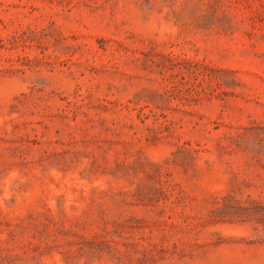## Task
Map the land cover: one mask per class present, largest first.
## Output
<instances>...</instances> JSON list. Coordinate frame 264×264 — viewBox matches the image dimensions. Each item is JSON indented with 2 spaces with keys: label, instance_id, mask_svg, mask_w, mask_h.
I'll return each mask as SVG.
<instances>
[{
  "label": "rangeland",
  "instance_id": "obj_1",
  "mask_svg": "<svg viewBox=\"0 0 264 264\" xmlns=\"http://www.w3.org/2000/svg\"><path fill=\"white\" fill-rule=\"evenodd\" d=\"M0 264H264V0H0Z\"/></svg>",
  "mask_w": 264,
  "mask_h": 264
}]
</instances>
